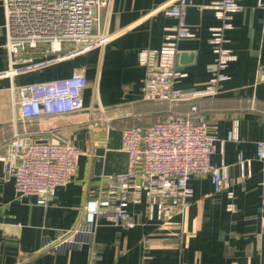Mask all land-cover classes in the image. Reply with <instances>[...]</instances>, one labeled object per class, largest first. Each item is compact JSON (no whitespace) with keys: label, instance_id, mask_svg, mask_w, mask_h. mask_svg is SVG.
I'll return each instance as SVG.
<instances>
[{"label":"crops","instance_id":"0c3cea01","mask_svg":"<svg viewBox=\"0 0 264 264\" xmlns=\"http://www.w3.org/2000/svg\"><path fill=\"white\" fill-rule=\"evenodd\" d=\"M4 1L0 0V156L14 133L24 130L36 141L58 132L81 154L72 182L58 187L47 205L38 204L37 196L18 195L14 180L4 177L0 161V264H264V161L256 157L257 141L264 140V7L258 0H244L246 9L234 13L233 28L225 31L226 46L237 58L225 69L229 79L216 95L189 98L205 89L212 77L208 66L215 54L208 39L210 29L221 22L208 8L214 0H188L186 21L195 37L179 41L176 58L177 69L186 76L176 84L182 100L173 108L185 113L198 103L217 139L211 163L228 165L235 198L230 200L226 191L216 193L210 176L195 177L187 210L164 224L146 219L143 205L131 206L134 228L100 218L94 240L57 251L53 245L77 222L102 177L126 171L123 129L151 123L169 108L168 103L144 98L145 68L138 54L162 47L167 27L176 20L151 13L169 0H111L110 7L102 10L101 28L113 34L106 46L83 50L82 45L68 43L61 51H48V46L40 45L33 64L13 66L6 46ZM15 67L23 69L9 75ZM74 69L88 78L83 110L31 122L20 119L14 106L16 88L66 78ZM236 118L240 138L221 141ZM239 154L253 159L249 177H241ZM230 202L235 211L228 210Z\"/></svg>","mask_w":264,"mask_h":264},{"label":"built area","instance_id":"2783aa9c","mask_svg":"<svg viewBox=\"0 0 264 264\" xmlns=\"http://www.w3.org/2000/svg\"><path fill=\"white\" fill-rule=\"evenodd\" d=\"M4 3L6 46L13 66L33 64L40 45L48 46V51H61L62 45L68 43L82 45L83 50L101 49L113 38V34L101 28L102 10L110 7L111 0H5ZM257 4L264 7V0H258ZM187 6L188 0H169L156 5L151 13L162 12L176 23L167 27L162 47L144 49L138 54L139 63L145 68L144 98L168 103L169 108L151 123L123 129L121 144L128 156L126 171L102 177L83 205L77 222L60 236L53 250L73 249L94 240L100 218H108L118 227L134 228L136 219L131 206L143 205L146 219L164 224L173 214L187 210L193 193L191 180L195 177L210 176L216 193L226 191L230 200L235 198L228 165L211 163L217 139L210 133L198 103L191 104L185 113L173 108L182 100L176 84L186 76L176 67L178 43L195 37L186 21ZM208 8L221 21L210 29L208 39L215 54L208 66L212 77L209 85L195 91L191 99L216 95L221 83L229 79L224 71L237 57L226 46L225 31L233 28L234 13L246 9L244 0H214ZM22 69L15 67L7 73L18 75ZM87 86L84 72L74 69L66 78L20 85L16 88L14 106L24 122L80 111L85 108L83 94ZM232 124L221 141L240 138L238 118ZM5 147L0 156L4 177L14 180L18 195L37 196L38 204L42 205L55 197L58 187L72 182L81 154L78 147L55 131L50 139L37 141L28 130L16 131ZM256 157L264 161V140L257 141ZM252 162V158L238 155L241 177L251 176ZM227 208L236 210L232 202ZM261 223L264 230V216Z\"/></svg>","mask_w":264,"mask_h":264}]
</instances>
